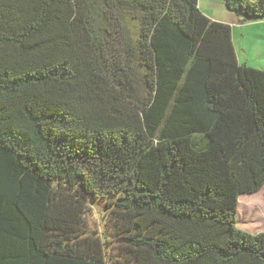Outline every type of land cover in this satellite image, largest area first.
I'll list each match as a JSON object with an SVG mask.
<instances>
[{"label":"trees","instance_id":"16d2710c","mask_svg":"<svg viewBox=\"0 0 264 264\" xmlns=\"http://www.w3.org/2000/svg\"><path fill=\"white\" fill-rule=\"evenodd\" d=\"M261 189L264 70L199 0H0V264H109L89 198L133 264H264Z\"/></svg>","mask_w":264,"mask_h":264},{"label":"rangeland","instance_id":"374dc122","mask_svg":"<svg viewBox=\"0 0 264 264\" xmlns=\"http://www.w3.org/2000/svg\"><path fill=\"white\" fill-rule=\"evenodd\" d=\"M199 7L211 19L231 25L241 62L249 61L253 67L264 70V21L239 23L238 15L227 8L225 0H199ZM85 218L89 230L104 242L109 264H133L127 261L130 255L126 249L114 240V218L106 199L89 198ZM238 226L250 233L264 231V189L239 196Z\"/></svg>","mask_w":264,"mask_h":264},{"label":"crops","instance_id":"0c3cea01","mask_svg":"<svg viewBox=\"0 0 264 264\" xmlns=\"http://www.w3.org/2000/svg\"><path fill=\"white\" fill-rule=\"evenodd\" d=\"M238 17V21H239V23H244L245 24V22L246 21H244L243 22V17H241V16H237ZM210 18V17H209ZM260 21H264V20H260ZM254 22V21H253ZM257 22H259V21H257ZM235 46V45H234ZM235 50H236V54H237V58H238V61L240 62V63H244V64H247V65H250V66H252V64L249 62V61H246L245 60V62H241V60L239 59V55H238V53H237V49H236V47H235Z\"/></svg>","mask_w":264,"mask_h":264},{"label":"water","instance_id":"95a60500","mask_svg":"<svg viewBox=\"0 0 264 264\" xmlns=\"http://www.w3.org/2000/svg\"><path fill=\"white\" fill-rule=\"evenodd\" d=\"M243 18L247 19L248 21H250V20H251V18H250V17H248V16H246V15H244V16H243Z\"/></svg>","mask_w":264,"mask_h":264}]
</instances>
